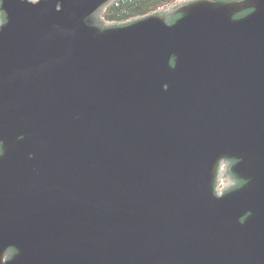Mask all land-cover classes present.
Instances as JSON below:
<instances>
[{
    "label": "water",
    "instance_id": "obj_1",
    "mask_svg": "<svg viewBox=\"0 0 264 264\" xmlns=\"http://www.w3.org/2000/svg\"><path fill=\"white\" fill-rule=\"evenodd\" d=\"M113 1L0 0V264H264V0Z\"/></svg>",
    "mask_w": 264,
    "mask_h": 264
},
{
    "label": "trees",
    "instance_id": "obj_2",
    "mask_svg": "<svg viewBox=\"0 0 264 264\" xmlns=\"http://www.w3.org/2000/svg\"><path fill=\"white\" fill-rule=\"evenodd\" d=\"M179 0H114L103 12L104 23L123 24L147 16Z\"/></svg>",
    "mask_w": 264,
    "mask_h": 264
},
{
    "label": "rangeland",
    "instance_id": "obj_3",
    "mask_svg": "<svg viewBox=\"0 0 264 264\" xmlns=\"http://www.w3.org/2000/svg\"><path fill=\"white\" fill-rule=\"evenodd\" d=\"M182 1H184V0H179V1H177V2H182ZM177 2H176V3H177ZM223 184H224V185H227L226 183H224L223 180H221V181H220V185H219V190H221Z\"/></svg>",
    "mask_w": 264,
    "mask_h": 264
},
{
    "label": "flooded vegetation",
    "instance_id": "obj_4",
    "mask_svg": "<svg viewBox=\"0 0 264 264\" xmlns=\"http://www.w3.org/2000/svg\"><path fill=\"white\" fill-rule=\"evenodd\" d=\"M1 15V14H0ZM223 167V166H222Z\"/></svg>",
    "mask_w": 264,
    "mask_h": 264
}]
</instances>
